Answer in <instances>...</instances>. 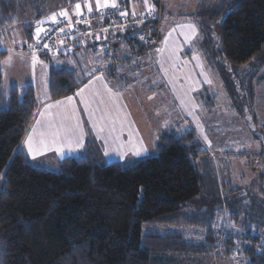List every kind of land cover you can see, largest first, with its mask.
<instances>
[{"label": "trees", "instance_id": "16d2710c", "mask_svg": "<svg viewBox=\"0 0 264 264\" xmlns=\"http://www.w3.org/2000/svg\"><path fill=\"white\" fill-rule=\"evenodd\" d=\"M131 1L119 0L120 8L125 11ZM198 13L217 27L213 31L200 22L205 57L211 56L217 70L224 62L233 72L264 53V0H221L214 9ZM16 14L14 0H0V34ZM33 27H23L27 50ZM92 47L101 51L87 43L60 57ZM4 57L0 52V61ZM48 81L51 99L73 94L80 84L74 71L54 64ZM37 106L34 86L21 93L15 87L6 91L0 68V264H176L171 257L208 256L219 247L228 255L240 254L245 264H264L263 199L245 205L241 235L217 231L223 205L235 204L239 210L249 191L229 195L225 181H218L209 188H220L219 195L202 196L209 188L200 169L209 154L192 128L171 127L159 137L153 156L127 167L103 162L94 141L86 143L79 157L36 166L21 144ZM229 218L239 222L233 210ZM144 226L191 228L202 239L146 232Z\"/></svg>", "mask_w": 264, "mask_h": 264}, {"label": "rangeland", "instance_id": "374dc122", "mask_svg": "<svg viewBox=\"0 0 264 264\" xmlns=\"http://www.w3.org/2000/svg\"><path fill=\"white\" fill-rule=\"evenodd\" d=\"M142 1L144 0L132 1V8L135 9V11L142 10V6H144ZM14 2L17 9L15 21L0 34V41L3 42L5 49L11 48L18 54L14 56L13 63L10 67L0 65L4 89L7 91L10 87H15L21 93L23 88L27 86L26 83H30V81L36 83L38 94L41 95L35 113V115L38 114L36 119L40 118L39 113L43 110L44 104L54 103L57 100H64L66 97L72 96L80 120L84 126L89 129L90 124L85 123V121L88 122V116L85 113V119H83L82 110L84 111V109L83 105L79 103L80 97L76 96V91L74 94L56 99L49 98L47 92L48 98H45L43 80L45 76L47 78V68H44L42 65H37L35 69V78L33 79V71L30 65L31 52L26 49L27 39L23 29L25 26H35L36 21L52 13H57L62 9L68 10L73 18L75 16L73 14L75 3L80 2L83 5V0H14ZM149 2L151 4L154 3L152 0H149ZM157 2L163 4V17L160 27L163 34L161 32V35H167L172 29H176L172 37L173 35H178L177 30L180 29L177 25L189 23L194 24L198 30V34L190 45H185L186 47L182 49L185 55L179 56L180 60L177 64L178 71H175L178 72L180 76V78H176L175 80L178 89H194L190 92L189 97H183V93L177 91L182 98L190 100L191 102L188 103L187 110H185L180 107V101L172 96L167 86L166 89L164 87L165 91H163L162 87H156L154 90L159 95H164V98L161 96L159 100L160 108L165 112L162 117L158 120H153L152 114L154 113V108L146 105L148 100L145 101V104L142 103L140 107L132 106V109H135V111L143 113L144 122L149 123L145 124V127L150 125V131L147 134L149 138L145 141V148H147L148 151L139 156V158L133 157L129 153L125 160L121 161L116 152L111 151V149L115 147L112 145L111 141H109V150L111 154L105 157V146L103 140H100V147L97 145L100 156L105 163L112 162L110 160L114 159L116 162H121L127 167L137 159L153 156L155 154L157 140L156 131L158 130L160 133L162 128L167 127L165 126V122H167L166 125L179 126L180 128H192L209 154L205 162L206 166L204 165V168L200 169L205 185H207L206 188H209V185L215 184V182L225 181L229 195L232 194L231 191H235L236 195L239 190L242 192L249 191L246 197H241L239 210L238 206L236 207L235 204L223 205L222 208H225L223 209L225 211L218 216L215 228L217 231L226 230L241 235L243 225L246 223L244 219L247 216L245 205L250 203L253 199H263L264 201V132L262 135L257 132L258 129L264 131V53L253 58L246 65L234 69L233 72L229 70L228 66L224 65V62L222 63L221 70H217L211 56L205 57L207 45L203 44L205 42L203 32H201L200 22H204V26L207 25L208 28H212L213 31L217 27L209 21L206 22L204 18L199 17L198 12L199 10L201 11V9H214L220 4L221 0H157ZM83 11L84 14H86V9H83ZM47 26L48 25H44V27ZM13 41H15V43H13ZM2 51L5 52V57L2 59L3 61L8 56V52L4 49H0V52ZM21 55H23V59L20 58ZM77 55V60H73L74 67L78 69V65H81L83 74L85 70L91 71L92 58L89 57L92 56V53L88 50H80L77 51ZM193 55H197L200 58L199 61L193 60ZM47 57L48 61L46 63L50 64L49 61L51 59L57 61L58 58L54 57L60 56ZM78 58L79 63L77 65ZM184 61H187V63H184ZM198 62L202 63L203 71L212 81L211 84L204 83V76L200 75L202 69L196 66ZM219 62H222L220 58ZM220 71H225V73L222 75ZM78 75L82 77L81 72H79ZM153 78L155 80V75ZM238 78L241 79V86L238 83ZM140 80L142 79H139V81ZM198 80H201L202 84L200 82L197 83ZM138 85L139 89H141V82H138ZM193 104L196 105L194 109L192 107ZM51 111L55 112L57 109H52ZM189 112H191V114H189ZM182 115L186 119V121H184L186 123L181 119L180 116ZM36 119L34 117L32 122H36ZM197 124L201 125V127L198 128ZM31 129L30 126L24 139ZM164 132H166V130L162 131L160 136ZM87 135L89 136L90 132L87 133ZM255 135H258L259 140H256ZM204 137H207V141H205ZM94 138L96 139L95 135ZM94 138L88 139L85 137V145L87 142L94 140ZM66 151L67 149H65L64 153H68ZM64 155L65 154H63L61 158L55 151H51L46 152L42 156H38L36 160H33L29 155L28 157L32 163H35L34 165L40 166V163L44 162L48 167L51 162L55 164L61 161V159L65 157ZM48 160L51 162L46 163ZM198 165H200V163H198ZM219 183L220 182H218V185ZM219 189L220 188L217 187L209 188L202 196L215 197L219 195V193L216 192ZM233 206H235V208L231 209ZM222 208L219 209L221 210ZM232 210L234 214H237L239 222L235 223V221L230 220L229 214ZM230 225H235V227H230ZM257 228L258 227L253 228L255 232ZM144 230H146V232L156 231L159 234L179 232L185 239L190 241H200L202 239L201 235L196 237V231H193L191 228L144 226ZM171 258L176 264H245L240 254L233 251V254L228 255L222 247H219V249L208 256H173Z\"/></svg>", "mask_w": 264, "mask_h": 264}, {"label": "snow or ice", "instance_id": "6c2138e0", "mask_svg": "<svg viewBox=\"0 0 264 264\" xmlns=\"http://www.w3.org/2000/svg\"><path fill=\"white\" fill-rule=\"evenodd\" d=\"M144 7L147 11V15L151 17L155 12L154 5H152L149 0H144ZM83 9H87L88 15L84 14ZM94 10L96 13H99L101 22L108 14L114 15L116 12H119L121 18L128 16L127 11H120L118 0H94V6L93 0H83V5L80 2L74 5L73 14L76 17L75 23L73 22L72 15H70L69 11L66 9H62L57 13H52L35 22L36 27L32 35L34 43L28 44V48L31 51L30 65L33 71V79L35 78V69L37 65H42L44 68L49 67V65L45 64V62L38 57L37 52L43 50H47V52L50 53L55 52L49 43H44L43 49H41L39 45L42 39L48 37L53 32L54 28L58 34L65 37L70 36L73 31L78 32L77 25H90V16ZM228 11L230 10H226V13ZM140 15L143 16L144 13ZM132 16H136L135 11L132 12ZM221 20H223V15ZM65 21L66 26L61 27L60 25ZM113 23L115 24V22ZM139 23H144V20H140ZM44 25H51L52 27L46 28ZM118 27L121 32H124L127 26L119 25ZM177 27L180 29V35L184 37L185 44H190L198 34L194 24L177 25ZM104 31L107 32L108 29H104ZM174 31H176V29H172L164 37L162 42L164 47L156 49V52L161 54L164 53L165 50L169 51L167 59L172 62L171 67L173 69L177 67L180 60L178 55L180 48L175 46V42H173V46L170 47L169 45L170 38ZM91 34L92 33H87L86 35ZM70 38L75 40L78 37L73 35L70 36ZM96 39L99 40L100 37L97 35ZM105 39H107V37H105ZM140 40L143 41L144 37L140 36ZM13 43H15V41H13ZM59 43L63 45L64 40L61 39ZM81 43H83V41H81ZM0 49H4L8 52V56L5 60L0 61V65L10 67L13 63L14 56L18 54L11 48L5 49L2 41H0ZM104 54V50L102 49L99 55ZM20 58L23 59V55H21ZM192 59L199 61L200 58L197 55H193ZM157 63H160L161 71L167 76V69L164 68V61L158 60ZM184 63H187V61H184ZM196 66L202 69L200 75L204 76V83L211 84L212 81L203 71L202 63L198 62ZM101 67L104 68L105 71L101 72L100 75H94L95 72L99 71L97 68H92L91 71H84V76L89 77V79L82 88L78 89L76 96L80 97L79 103L83 105L84 112L88 116V123L91 125L92 132L95 133L96 139L103 140L105 157L111 154L109 150V141L115 146L111 151L116 152L121 161L125 160L129 153L133 157H139L148 151L147 148L143 147V141H136L131 132H129L127 141L121 140L120 135L117 134V125H119L120 132H123L125 124L127 123L126 113L123 114V119H121L120 115H116L122 111L119 104L122 93L119 90L114 91L106 81V75L110 72L108 66L101 65ZM119 71L118 69V72ZM97 82L99 86H97ZM169 82L172 83L171 80ZM49 83L50 82L45 76L43 84L46 99L48 98L47 92L49 90ZM153 83H155V81H153ZM116 88L119 89V83H117ZM193 90L192 88L188 90L181 88L180 92L183 93V97H189L190 92ZM173 93L175 94V98L180 101V107L187 110V105L191 101L182 98L175 87H173ZM37 99L39 101V96ZM149 99H152V97H149ZM192 107L194 109L196 105L193 104ZM52 109H57V111L53 112L51 111ZM97 113H99V115H97ZM189 114H191V112H189ZM39 116L40 118L36 119L31 131L24 140L27 153L33 160H36L38 156H42L46 152L55 151L56 154L62 158L65 149H67L69 153L83 150L87 133L84 124L79 118V113L75 107L72 96H68L64 100H57L54 103L44 104V108L40 111ZM166 124L167 122H165V126ZM197 127L200 128L201 125L197 124ZM204 139L207 141V137H204ZM230 227L234 228L235 225H230Z\"/></svg>", "mask_w": 264, "mask_h": 264}, {"label": "crops", "instance_id": "0c3cea01", "mask_svg": "<svg viewBox=\"0 0 264 264\" xmlns=\"http://www.w3.org/2000/svg\"><path fill=\"white\" fill-rule=\"evenodd\" d=\"M152 2H154L152 3V5H154L155 7V12L160 14L161 20H162L163 4L158 3L157 0H152ZM132 4L133 2L131 1L129 2V8L124 7L125 11L128 12V16L125 18H130L132 16V12L135 11V9L132 8L133 7ZM142 4L144 5V1H142ZM140 11L145 12V14H147V11L144 6H142V10ZM140 11H135L136 12L135 18H139L141 14ZM86 12H87V9H86ZM74 18L76 17L74 16L72 19ZM119 19L120 18H117L116 20H119ZM35 27L36 25L34 26L33 29H35ZM160 27H161V23H160ZM160 27L157 33L158 38H157L156 45L150 48L145 47L143 44H141L136 39L134 34H132V29H130L128 33L123 34V35H119V36L113 35L111 39L114 45V52H115L114 59L109 58L108 56L107 58L104 55H99L101 51L94 47L89 48V49L88 48L82 49V50H88L89 52L92 53V56L89 57V58H92V68L99 69V71L95 72L94 75H100L101 72L105 71V69L102 68L101 65H107L108 68L110 69V72H108V74L106 75V81L109 83V86L112 87L114 91L119 90L122 93V98L119 101L122 111L121 113L116 114V115H120L121 119H123V114L126 113L127 123L125 124L123 132H120L119 125H117V134L120 135L121 140L127 141L129 132H131L136 141L138 140L143 141L144 147L146 146L145 141L147 140V138H149L147 134L150 131V125L145 127V124H149V123L144 122L143 113L135 111V109H132V106L140 107L142 103L145 104V101L148 100L149 103L147 102L146 105L148 107L152 106L154 108V113L152 114L153 116L152 118L153 120L155 119L158 120L165 113L164 110L160 108V104H159L160 97L162 96L164 98V95L163 94L159 95L154 89H156V87H162L163 91H165L166 86H167L174 98H175V94L173 93V87H175L177 91H180V89L176 87V83H175L176 78H180L178 72H175L176 70L178 71V69L177 67L173 69L171 67L172 62L167 59L169 55V51L165 50V52L162 54L156 52V49L164 47L162 42L164 40V37L166 36V35H161L162 30ZM177 31H178V35H173V37L170 38L169 45L173 46V42H175V46L180 48L178 55L183 56L185 54L182 51V49L185 48L186 46H189L190 44H185L184 37L180 35V30H177ZM197 33H198V30H197ZM77 57H78L77 52H75L67 57H54V58H58V60L54 61L51 59L49 61L50 64L46 63L47 61H44L45 64L49 66L51 64H56L57 66L66 67L67 69L74 71L78 77L77 80L80 82L79 86L75 90L76 92L78 91L79 88H82L84 84L88 82V78H89L87 76H84V74L82 73L81 65L80 66L78 65L79 58L77 61V65L79 68L77 69L76 67H74L73 60L75 59L77 60ZM158 60L164 61V68L167 69V76H165V73L161 71V65L160 63H157ZM118 69L120 70L119 72H118ZM48 72H49V67L47 68V78H48ZM79 72H81L82 77H79L78 75ZM154 75H155V80L153 78ZM118 77H119V80H118ZM139 79H142V80L139 81ZM170 80L172 81V83L169 82ZM153 81H155V83H153ZM138 82H141V85H142L141 89H139L140 84L138 85ZM199 82L201 83V80H198V83ZM117 83H119V89L116 88ZM26 85L34 86L35 93H36V99L38 96L39 98H41V95L38 94L36 83H33V81H30V83H26ZM97 86H99L98 82H97ZM149 97H152V99H149ZM38 102L39 101L37 99V103ZM82 114H83V119H85V112L83 110H82ZM37 115L38 114L35 115V119L37 118ZM97 115H99V113H97ZM140 116H141V119H140ZM182 116L180 117L183 120V122L186 121L184 116L183 117ZM85 123H88V122L85 121ZM34 124L35 122H32L31 128ZM166 126L167 127L162 128L161 132L165 130L166 131L170 130L172 126L174 127V125H166ZM89 129L85 127L86 133L90 132V135L89 136L86 135V138L88 139L94 138L95 133L92 132L91 125ZM160 133L158 130L156 131L157 140L160 137ZM157 140H156V145H157ZM91 141H94L96 146L98 145L100 147L99 145L100 140H96L94 138V140H91ZM21 148L23 152L25 153V155L28 157V153H27L26 146L24 145V141H22ZM83 150L74 152V153H69L68 151H66L68 153H64L65 154L64 158L79 157L82 155ZM110 161L114 162L116 160L111 159ZM50 162H51L50 160L46 161V163H50ZM55 164L51 162L50 165L54 166Z\"/></svg>", "mask_w": 264, "mask_h": 264}, {"label": "built area", "instance_id": "2783aa9c", "mask_svg": "<svg viewBox=\"0 0 264 264\" xmlns=\"http://www.w3.org/2000/svg\"><path fill=\"white\" fill-rule=\"evenodd\" d=\"M120 11H124L123 8H120ZM85 15H88L87 12H85ZM141 16V15H140ZM139 18L130 17V18H121L119 15V12H116L113 14H108L103 21L101 22L99 13H96L93 11V13L90 16L91 23L90 25L85 24H79L77 25V31H73L70 36H77L78 38L73 40L70 38V36H62L58 34V32L53 30V32L48 36L44 37L41 41V44L39 47L43 49L44 43H49L53 49L55 50L54 53L47 52V50H43L40 52H37L39 54L45 55V56H62L67 53H71L74 48L78 46L85 45L87 43L91 44H97L101 50L103 49L106 54L114 59L115 58V52H114V45L111 42L110 38L113 35H123L129 32L130 29H137L136 32V39L143 44L145 47H153L156 45L157 42V33L160 27L161 23V16L159 13L154 12L153 15L150 17L147 14L144 13L143 16ZM117 18H120L119 20H116ZM114 19V20H112ZM76 18L73 19V22L75 23ZM106 20H110L108 24L103 25V22ZM112 20V21H111ZM144 20V23L140 24L139 21ZM115 22V24L113 23ZM119 25H126V31L121 32L119 30ZM61 27L66 26V21L60 25ZM52 27L51 25H48L46 28ZM104 29H108L107 32L104 31ZM87 33H92L91 35H86ZM99 36L100 39L97 40L96 36ZM140 36L144 37V40H140ZM107 37V39H105ZM63 39L64 44L60 45L59 41ZM83 41V43H81ZM34 43V40L32 41ZM70 49V50H69Z\"/></svg>", "mask_w": 264, "mask_h": 264}]
</instances>
